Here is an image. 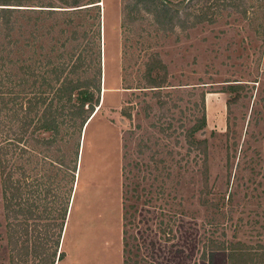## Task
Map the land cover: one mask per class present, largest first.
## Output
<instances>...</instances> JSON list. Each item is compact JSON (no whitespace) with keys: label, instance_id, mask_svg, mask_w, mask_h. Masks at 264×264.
I'll return each instance as SVG.
<instances>
[{"label":"rangeland","instance_id":"1","mask_svg":"<svg viewBox=\"0 0 264 264\" xmlns=\"http://www.w3.org/2000/svg\"><path fill=\"white\" fill-rule=\"evenodd\" d=\"M159 3L0 0L19 26L9 37L0 27L11 62L0 71L27 81L9 106L62 65L60 80L98 88L100 107L79 136L66 109L50 146L33 124L23 157L0 156V264H206L211 238L264 249V0ZM59 85L41 89L46 105ZM45 172L52 193L29 196ZM213 219L225 235H211Z\"/></svg>","mask_w":264,"mask_h":264},{"label":"trees","instance_id":"2","mask_svg":"<svg viewBox=\"0 0 264 264\" xmlns=\"http://www.w3.org/2000/svg\"><path fill=\"white\" fill-rule=\"evenodd\" d=\"M76 1V0H72ZM163 2V4H166L164 0H160ZM95 3H90L87 6H81L79 10L83 9H90L93 7H98L94 5ZM161 6L163 4L159 3ZM19 6V5H17ZM84 7V8H82ZM14 10L11 9H0V27L4 26L5 35L6 37H9L10 33L16 29L17 23L15 21H11V16L13 14ZM11 43L8 42L6 45H10ZM7 46L2 44L0 42V52L6 51ZM8 64H11L10 60H6L4 57L0 56V70H3L6 68ZM64 67L59 66L54 68V70L51 72V75L53 78L46 79L42 77V82L37 83L34 81L35 89H40L38 92L33 93V98H30L27 100L25 104H19V107L17 109H14L13 107H10L9 105L12 104V101L15 100V90H18V93L20 95L26 94L25 91V85L26 80L22 77L19 78L18 82L13 83L11 80V75L6 73L2 74L0 71V156L7 158L8 152L10 150L19 149L21 151V156L23 157V154H26V149L21 146L19 147V144L26 143L24 141V136L26 134V130L30 129L32 125L34 124L33 130L41 131L43 133H50L53 134V138L51 140L43 139L41 142L44 145L50 146L53 141L55 140L56 136L59 134V123L57 122V117L64 116V111L66 109L69 110L67 114V119L70 120L69 128H75L77 131V136L81 134L82 129L85 128L87 130L90 123L93 121L95 116L97 115V111L95 108H99V98L98 96H95V93L98 94L99 89L92 87L90 84L86 86H83L85 82L80 80H71L69 78H64L60 80L62 71ZM76 69V68H74ZM60 82V85L57 89H55L53 94V99H51L48 104L46 105V98L45 92L41 91L43 88L54 90V86L56 83ZM53 83V84H52ZM37 87V88H36ZM76 92V94L74 93ZM18 94V95H19ZM73 94H75L76 103L74 105H71V97H73ZM62 101H65L63 103ZM53 102H56L58 105L56 107H53ZM41 105H46V107L42 110L41 114H39V107ZM99 111V110H98ZM31 115H35L36 119L34 122V118H31ZM91 117V118H90ZM66 118V117H64ZM90 119V120H89ZM88 121V122H87ZM14 126H17L14 128ZM38 144L40 141L37 142ZM76 149V159L78 155V147ZM26 159V158H25ZM48 159V158H46ZM75 164V163H74ZM63 166L62 164H60ZM3 169L7 170L6 165H3ZM52 166V164H51ZM6 167V168H5ZM35 169V168H34ZM36 169H38L36 167ZM44 169V167H43ZM76 167H73V170L71 171L72 175L71 180L73 181V173L75 172ZM39 170V169H38ZM79 170V168H78ZM49 172H45L42 174L38 179L34 180V190L29 196L37 195L40 197L41 193L44 194L45 199H47L50 194L52 193V188L49 186L52 183V179ZM22 177L24 175L22 174ZM24 179V178H23ZM65 178H62V181H64ZM9 176L7 178V181H5L4 189H3V195L6 199V192L10 189L9 186ZM61 184V183H60ZM57 184L58 189H61V185ZM66 191L60 196H58V205L57 206V215L58 219L60 221L59 224V234L62 235L63 238V230L66 226V220L69 215V194H66ZM70 192V190H69ZM17 193V192H16ZM16 193H14L13 198H16ZM233 195H228L227 200L225 201L224 196L220 198L221 205H229L232 201ZM69 207V209H68ZM29 213H31L28 210ZM233 211H230V214H232ZM221 219H224V216H220ZM212 224V231L211 235L216 233L217 227L223 231L225 230V224L216 222L215 219H213ZM209 224V222H208ZM239 228V227H238ZM236 231H238L236 229ZM167 238L174 237L171 235V233H168ZM234 238H236L234 236ZM204 253L202 254V259L206 262V264H212L213 261L217 260L218 257H223L224 264H264V249L260 248H252V246H248L245 242L242 241H236L233 242H218L214 238H211L207 241V244H204ZM63 253L58 254V261L61 260ZM178 261L181 259L177 257ZM182 261V260H181ZM50 264V263H49ZM53 264V262H51ZM135 264V263H133Z\"/></svg>","mask_w":264,"mask_h":264},{"label":"water","instance_id":"3","mask_svg":"<svg viewBox=\"0 0 264 264\" xmlns=\"http://www.w3.org/2000/svg\"><path fill=\"white\" fill-rule=\"evenodd\" d=\"M96 6H98V5H96ZM91 118V117H90ZM90 120V119H89ZM88 122V121H87Z\"/></svg>","mask_w":264,"mask_h":264},{"label":"built area","instance_id":"4","mask_svg":"<svg viewBox=\"0 0 264 264\" xmlns=\"http://www.w3.org/2000/svg\"><path fill=\"white\" fill-rule=\"evenodd\" d=\"M166 2V0H164Z\"/></svg>","mask_w":264,"mask_h":264},{"label":"bare ground","instance_id":"5","mask_svg":"<svg viewBox=\"0 0 264 264\" xmlns=\"http://www.w3.org/2000/svg\"><path fill=\"white\" fill-rule=\"evenodd\" d=\"M82 8H84V7H82Z\"/></svg>","mask_w":264,"mask_h":264}]
</instances>
